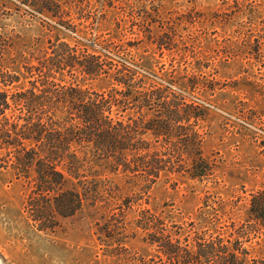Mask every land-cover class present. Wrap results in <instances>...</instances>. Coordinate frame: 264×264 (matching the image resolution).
Wrapping results in <instances>:
<instances>
[{"label":"rangeland","instance_id":"obj_1","mask_svg":"<svg viewBox=\"0 0 264 264\" xmlns=\"http://www.w3.org/2000/svg\"><path fill=\"white\" fill-rule=\"evenodd\" d=\"M26 1L0 0L4 67L21 78L13 88L25 83L22 67L58 39L94 55L116 47L150 82L198 80L204 91L195 95L207 108L203 155L213 173L201 181L163 175L142 207L181 226L189 242L195 235L237 240L240 264H264V226L248 213L251 195L264 192V0H69L61 6L75 33L69 23L58 31ZM58 79L96 92L111 87L108 77L65 72ZM109 179L129 194L123 177ZM26 196L24 181L0 167V264H130L154 254L132 227L107 229L105 239L108 215L98 206L39 231L23 210Z\"/></svg>","mask_w":264,"mask_h":264},{"label":"trees","instance_id":"obj_2","mask_svg":"<svg viewBox=\"0 0 264 264\" xmlns=\"http://www.w3.org/2000/svg\"><path fill=\"white\" fill-rule=\"evenodd\" d=\"M26 2L58 31L69 23L61 6L69 0ZM68 29L76 31L70 23ZM48 44L34 65L22 67L23 86L13 88L21 78L5 69L7 42L0 37V167L24 181L30 222L53 232L85 205L98 206L108 215L105 239L111 237L107 229L132 227L153 248L152 257L130 264H240L239 241L195 235L189 242L181 226L142 207L163 175L201 181L213 173L203 155L207 108L195 95L204 91L198 80L157 82L150 75V82L116 47L102 56L59 39ZM65 72L108 77L111 87L96 92L64 85L58 77ZM118 175L132 187L128 195L110 182ZM248 213L264 226V192L251 195Z\"/></svg>","mask_w":264,"mask_h":264}]
</instances>
